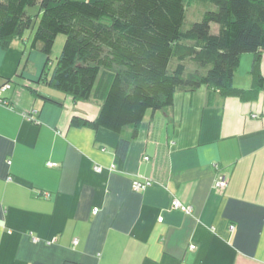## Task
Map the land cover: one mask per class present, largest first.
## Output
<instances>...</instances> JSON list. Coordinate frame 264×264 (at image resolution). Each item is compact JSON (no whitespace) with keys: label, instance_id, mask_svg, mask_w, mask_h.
<instances>
[{"label":"crops","instance_id":"0c3cea01","mask_svg":"<svg viewBox=\"0 0 264 264\" xmlns=\"http://www.w3.org/2000/svg\"><path fill=\"white\" fill-rule=\"evenodd\" d=\"M30 43L0 47V84L12 80L0 103V264H264V91H177L145 114L118 167L117 133L69 125L97 117L108 76L74 101L38 81L46 57ZM252 61L242 55L236 87L252 85Z\"/></svg>","mask_w":264,"mask_h":264},{"label":"trees","instance_id":"16d2710c","mask_svg":"<svg viewBox=\"0 0 264 264\" xmlns=\"http://www.w3.org/2000/svg\"><path fill=\"white\" fill-rule=\"evenodd\" d=\"M206 1L213 8L184 28L186 0H0V47L30 36V48L46 57L38 81L74 101L90 99L99 78L108 76L97 117L73 116L69 125L117 133L114 155L120 167L145 114L172 106L177 91L204 86L248 101L264 91V0ZM36 3L33 28L26 9ZM59 34L65 39L49 75ZM243 54H253L248 89L234 85ZM6 83L11 88L9 79L0 87ZM7 90L1 99L7 100Z\"/></svg>","mask_w":264,"mask_h":264},{"label":"rangeland","instance_id":"374dc122","mask_svg":"<svg viewBox=\"0 0 264 264\" xmlns=\"http://www.w3.org/2000/svg\"><path fill=\"white\" fill-rule=\"evenodd\" d=\"M186 11H185V19H184V28H187L191 22L197 21L200 19L202 13L206 11L207 9L213 8V6L206 0H186ZM27 13L30 14L33 17V28L37 24L38 18L37 15L39 14V4L36 3L33 6H30L26 9ZM211 30L215 32L217 30V25L212 24ZM30 31L26 32L28 34ZM65 36L63 34H59L56 37V40L53 45V50L51 54V64L49 65V72L53 69L56 58L59 56L61 48L64 43ZM174 63V60L171 62ZM51 74V73H50ZM238 78V79H237ZM239 81V82H238ZM248 81L247 76H243V79L239 80V77H236L237 83H245Z\"/></svg>","mask_w":264,"mask_h":264},{"label":"built area","instance_id":"2783aa9c","mask_svg":"<svg viewBox=\"0 0 264 264\" xmlns=\"http://www.w3.org/2000/svg\"><path fill=\"white\" fill-rule=\"evenodd\" d=\"M9 88H10V84H7V83L4 84L2 87H0V94ZM0 103L5 104V105H9V102L7 100L1 99V97H0ZM143 159L148 160L149 157L144 156ZM214 165L217 168L218 165L217 164H214ZM47 166L51 168V167H56L57 164L49 162V163H47ZM94 169H95V171L101 170V168L98 166L94 167ZM227 181H228L227 176L223 173H220L215 180V188L224 189L227 185ZM152 182H153V180L151 178H146L143 180H138V179L133 180L132 181V189L136 190V191L144 190L145 188L150 186L152 184ZM170 207L172 209H179L182 212H184L185 214H191L192 213V207L189 204H185L178 199H173L171 204H170ZM94 212H96V208L94 209ZM161 220H162V218L158 219V221H161ZM232 228H233V226H230V229H232ZM73 243H76V241H74ZM191 248H194V246H191Z\"/></svg>","mask_w":264,"mask_h":264}]
</instances>
